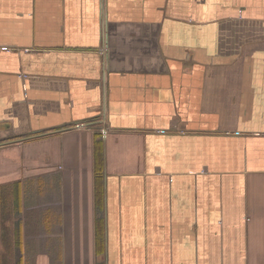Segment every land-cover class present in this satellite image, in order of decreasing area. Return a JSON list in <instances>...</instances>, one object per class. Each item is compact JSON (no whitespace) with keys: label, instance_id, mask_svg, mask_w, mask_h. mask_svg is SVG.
Here are the masks:
<instances>
[{"label":"crops","instance_id":"obj_1","mask_svg":"<svg viewBox=\"0 0 264 264\" xmlns=\"http://www.w3.org/2000/svg\"><path fill=\"white\" fill-rule=\"evenodd\" d=\"M0 264H264V0H0Z\"/></svg>","mask_w":264,"mask_h":264},{"label":"trees","instance_id":"obj_2","mask_svg":"<svg viewBox=\"0 0 264 264\" xmlns=\"http://www.w3.org/2000/svg\"><path fill=\"white\" fill-rule=\"evenodd\" d=\"M95 165H96V173L100 177L103 167V153L101 151V147L98 148L96 156H95Z\"/></svg>","mask_w":264,"mask_h":264},{"label":"built area","instance_id":"obj_3","mask_svg":"<svg viewBox=\"0 0 264 264\" xmlns=\"http://www.w3.org/2000/svg\"><path fill=\"white\" fill-rule=\"evenodd\" d=\"M76 127H79V125H78V126H76Z\"/></svg>","mask_w":264,"mask_h":264},{"label":"water","instance_id":"obj_4","mask_svg":"<svg viewBox=\"0 0 264 264\" xmlns=\"http://www.w3.org/2000/svg\"><path fill=\"white\" fill-rule=\"evenodd\" d=\"M75 128H77V127H75Z\"/></svg>","mask_w":264,"mask_h":264}]
</instances>
